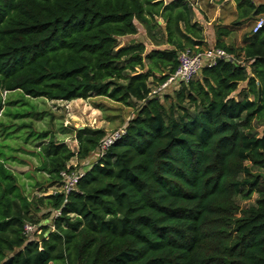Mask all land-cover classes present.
<instances>
[{"label": "trees", "instance_id": "1", "mask_svg": "<svg viewBox=\"0 0 264 264\" xmlns=\"http://www.w3.org/2000/svg\"><path fill=\"white\" fill-rule=\"evenodd\" d=\"M232 1V25L264 19V2ZM137 23L165 47L122 43ZM203 39L191 0H0V93L134 110L67 195L61 172L78 171L105 129L66 131L73 147L39 132L31 199L0 158V264H264V23L242 46L216 40L233 60L152 94Z\"/></svg>", "mask_w": 264, "mask_h": 264}, {"label": "rangeland", "instance_id": "2", "mask_svg": "<svg viewBox=\"0 0 264 264\" xmlns=\"http://www.w3.org/2000/svg\"><path fill=\"white\" fill-rule=\"evenodd\" d=\"M192 2L194 18L204 22L206 27H211V21L220 18L222 21L231 24L233 18L230 17V14L227 15L224 11L221 13L214 11L215 4L220 9V4L224 3L223 0H193ZM254 2L263 3L264 0H254ZM208 7H212V11H209ZM256 19H250L247 25L241 29H236L228 38L230 44L233 46L242 45L243 35L249 32ZM136 26L137 34L122 37V43L141 41L144 42L147 50L165 47V45H157L150 41L140 24L137 23ZM173 90L172 87L158 94L160 100H163L165 95H171ZM0 98L2 101V108L0 109V158L16 175L21 192L30 199L41 194L35 183L42 181V175L35 170L42 160L39 147L45 138L41 137L39 132L48 129L55 139L65 140L73 147L75 143L71 133L66 131H71L73 128L91 127L103 128L107 133H111L124 127L134 114L132 108L103 98L57 101L27 97L19 92L4 91L0 93ZM95 104L103 105L107 111L104 112L96 108ZM38 112L41 113L37 118ZM48 137L50 138L49 135ZM96 158L95 153L92 154L79 165L77 170L86 171ZM70 163L74 164L75 160L72 159ZM52 191L54 188L46 189L45 193H52ZM246 202L248 201L238 199L240 206L245 205ZM44 212L46 211L37 213V217H40Z\"/></svg>", "mask_w": 264, "mask_h": 264}, {"label": "built area", "instance_id": "3", "mask_svg": "<svg viewBox=\"0 0 264 264\" xmlns=\"http://www.w3.org/2000/svg\"><path fill=\"white\" fill-rule=\"evenodd\" d=\"M264 19L259 17L255 20L251 31L255 33L263 25ZM197 49V50H195ZM194 50L185 49L178 53L177 56V67L173 73L169 74L164 82L156 86L152 90V94H160L161 92L170 89L177 88L181 83H187L189 80L194 78L200 69L204 66H213L218 60H233V55L227 53L224 49L216 46L206 47L203 49ZM125 127V126H124ZM124 127L119 128L111 133L106 134L101 140L97 151L95 152L96 157L103 155V153L113 144L116 140L120 139L124 134ZM83 172L73 171V172H61L63 178V185L61 190L67 195L75 189V184L77 180L82 176ZM59 211L55 213L58 215ZM34 229L33 225L25 223L24 233L29 235Z\"/></svg>", "mask_w": 264, "mask_h": 264}, {"label": "crops", "instance_id": "4", "mask_svg": "<svg viewBox=\"0 0 264 264\" xmlns=\"http://www.w3.org/2000/svg\"><path fill=\"white\" fill-rule=\"evenodd\" d=\"M191 1H193V0H191ZM223 1H224V3L220 4L221 5L220 9L217 8L218 5L216 6V4H215V8H214L215 10L214 11L215 12L217 11V12H220V13L222 11H224L227 15L230 14V17L233 18L232 21H231V24H229L226 21H222L221 20L222 18H220L219 20H216V21L212 20L211 21L212 23H210L211 27H208V26L206 27V24L204 22H202L200 20H197L204 28V39H203L204 44L202 45L203 46L202 48H205V46H209V47L214 46L215 43H216V40L222 41V42L226 43L227 45H229L230 42H229L228 38L232 35V33L235 32L236 29H241L242 27L247 25V23L249 21V20H246V21H242L239 25H232V22L235 20V17H236L234 3H233L232 0H223ZM252 1L254 2V0H252ZM260 3L261 2H259V3L254 2V4H260ZM212 9H213L212 7H208L209 11H212ZM203 12H204V15H206L205 11H203ZM159 23H162V21H159ZM220 27H227V28L229 27V30H230L229 35H226V36L224 35V36H221V37L217 38L215 31H216L217 28H220ZM244 35H243L242 39H244ZM242 45H240V46H242Z\"/></svg>", "mask_w": 264, "mask_h": 264}, {"label": "water", "instance_id": "5", "mask_svg": "<svg viewBox=\"0 0 264 264\" xmlns=\"http://www.w3.org/2000/svg\"><path fill=\"white\" fill-rule=\"evenodd\" d=\"M80 129V128H79Z\"/></svg>", "mask_w": 264, "mask_h": 264}]
</instances>
